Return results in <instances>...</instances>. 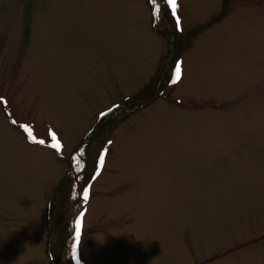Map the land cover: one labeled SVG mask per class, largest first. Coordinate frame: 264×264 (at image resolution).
Here are the masks:
<instances>
[{"label":"rangeland","instance_id":"rangeland-1","mask_svg":"<svg viewBox=\"0 0 264 264\" xmlns=\"http://www.w3.org/2000/svg\"><path fill=\"white\" fill-rule=\"evenodd\" d=\"M81 188L78 264H264V0H0V264Z\"/></svg>","mask_w":264,"mask_h":264},{"label":"snow or ice","instance_id":"snow-or-ice-1","mask_svg":"<svg viewBox=\"0 0 264 264\" xmlns=\"http://www.w3.org/2000/svg\"><path fill=\"white\" fill-rule=\"evenodd\" d=\"M167 3L172 5L173 6V9H175V6H176V0H167ZM173 16H176V13L175 11L173 10ZM177 29L179 30L180 28V20L179 18H177ZM180 79V65L177 64L176 65V71L174 73V77L172 79V83H176L178 80ZM40 143H43V141H40ZM84 198L86 199L87 198V190H85L84 192ZM79 228H80V221L79 219L76 221V235H77V238L79 237ZM74 251H75V248H74Z\"/></svg>","mask_w":264,"mask_h":264},{"label":"trees","instance_id":"trees-1","mask_svg":"<svg viewBox=\"0 0 264 264\" xmlns=\"http://www.w3.org/2000/svg\"><path fill=\"white\" fill-rule=\"evenodd\" d=\"M78 201H79V199H78ZM45 253H47V251L45 250Z\"/></svg>","mask_w":264,"mask_h":264}]
</instances>
